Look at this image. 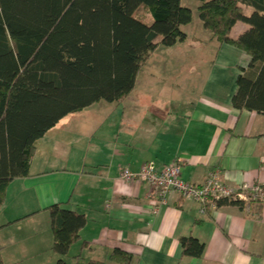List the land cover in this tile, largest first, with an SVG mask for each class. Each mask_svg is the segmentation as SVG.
<instances>
[{"label": "crops", "instance_id": "crops-1", "mask_svg": "<svg viewBox=\"0 0 264 264\" xmlns=\"http://www.w3.org/2000/svg\"><path fill=\"white\" fill-rule=\"evenodd\" d=\"M188 8L185 40L162 47L157 68L149 57L127 97L70 114L36 142L28 175L9 183L0 207L3 264H57L53 205L85 218L65 264H114L115 249L132 264H264V201L202 210L172 192L160 205L146 183L119 179L122 169L176 162L189 184L217 172L233 189L264 185V114L231 104L250 57L213 39ZM247 28L237 22L230 39ZM189 236L204 244L200 259L182 256L179 240Z\"/></svg>", "mask_w": 264, "mask_h": 264}, {"label": "trees", "instance_id": "trees-1", "mask_svg": "<svg viewBox=\"0 0 264 264\" xmlns=\"http://www.w3.org/2000/svg\"><path fill=\"white\" fill-rule=\"evenodd\" d=\"M198 1V17L212 38L250 57L236 79L232 107L264 114V0ZM140 7L150 23L137 15ZM191 20L182 0H0V207L9 183L28 175L39 139L70 114L127 97L151 53L182 43L181 27ZM237 22L248 28L230 39ZM214 204L242 208L244 202ZM47 210L52 251L57 264H65L85 218L59 205ZM179 245L184 257L203 255L204 244L193 237ZM108 259L133 263L118 249Z\"/></svg>", "mask_w": 264, "mask_h": 264}, {"label": "built area", "instance_id": "built-area-1", "mask_svg": "<svg viewBox=\"0 0 264 264\" xmlns=\"http://www.w3.org/2000/svg\"><path fill=\"white\" fill-rule=\"evenodd\" d=\"M119 179L127 183H146L160 205L166 204L167 197L172 192L199 204L202 210L208 202L215 205L216 201L222 199L244 203L264 201V185L253 184L233 189L221 182L217 172H212L200 185L186 183L180 178V165L176 162L162 169H156L153 164H146L138 172L122 169Z\"/></svg>", "mask_w": 264, "mask_h": 264}, {"label": "rangeland", "instance_id": "rangeland-1", "mask_svg": "<svg viewBox=\"0 0 264 264\" xmlns=\"http://www.w3.org/2000/svg\"><path fill=\"white\" fill-rule=\"evenodd\" d=\"M183 5H185V7H190L191 9H192V11H193V13H194V22L196 23L197 22V18H198V11H197V9L195 8V5H196V3H195V1H190L189 2V4H187L186 3V1L183 3ZM248 10V11H247ZM247 10H246V13H250L251 12V9H249V8H247ZM244 12H245V10H244ZM243 12V13H244ZM247 14V15H248ZM137 15L138 16H140V17H142L144 20H145V22L146 23H150L151 22V17H150V15H148V13L142 8V7H140L138 10H137ZM164 51H163V49H162V47H160V49L159 50H157L156 49V51H154V52H152L151 53V55H150V60H151V63H152V67L153 68H157L158 66H157V62H159V60H161V59H163L162 57H163V53ZM156 64V65H155Z\"/></svg>", "mask_w": 264, "mask_h": 264}]
</instances>
